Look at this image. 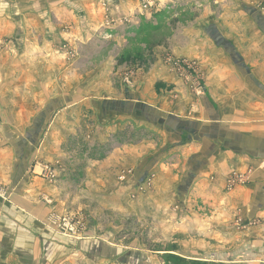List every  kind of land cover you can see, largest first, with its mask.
Wrapping results in <instances>:
<instances>
[{"label":"rangeland","instance_id":"374dc122","mask_svg":"<svg viewBox=\"0 0 264 264\" xmlns=\"http://www.w3.org/2000/svg\"><path fill=\"white\" fill-rule=\"evenodd\" d=\"M12 1L0 0V12L18 10ZM26 1H34L36 9L42 5L36 0ZM49 1L40 11L46 12L48 25L44 28L52 31L48 20L52 17V0ZM101 1L106 6L104 17L91 26L77 8L71 10L67 8L71 5L65 4L74 21L70 38H64L54 48L51 66L57 63V69H30L33 75L36 72L45 78L51 74L54 85L59 87L58 95L69 96V100L59 98L60 104L51 100L49 104L55 106L51 111L43 105V114L27 122L33 123L28 132L22 128L15 132L32 143L44 138V148L34 155L29 168L31 173L34 170V177L55 185L57 190L58 200L43 199L52 209L44 222L45 230L74 243L97 237L125 248L124 255L134 249L143 253L121 260L110 259L112 251L99 249L96 256L90 253L100 264H163L167 254L192 263L264 264V184L256 185L252 179L253 173L264 169V161L245 171L226 173L224 194L217 208L213 213H203L199 205V210L192 212L198 215V221H193L191 214L184 217L180 197L175 196L173 208L181 212L172 213L176 220L171 222L173 226L166 227L164 222L157 226L144 208L134 213L106 209L100 193L90 194L87 186L89 182L98 186L100 172L110 171L122 185L123 193L118 199L125 208L136 201L139 205L147 204L153 176L149 173L140 180L137 190L133 187L134 179H138L136 171L126 167L124 161V166L116 161L136 157L143 159V167L162 164L166 156H172V163L184 161L185 126L180 124L179 117L166 121L155 109L165 102L174 107L202 97L213 63L217 74L225 73L228 68L221 66L228 59L236 76L261 92L246 74L252 63L263 58L251 47L264 50V29L259 30L264 20V0H170L166 4L162 1L150 16L141 14L138 0H121L135 3L123 24H116L121 18L116 15L123 11L115 3L120 0ZM248 18L251 32L245 27L244 20L247 23ZM24 119L11 117L18 124ZM8 122L10 116L0 115L1 124ZM8 132L1 131L0 136ZM23 154L19 153L20 158ZM41 154L49 158L43 159ZM43 167L55 176L53 181L40 175ZM6 197L0 187V199ZM182 217L184 221L180 223ZM63 219L70 231L63 228ZM25 247L30 249V244ZM36 247L38 264H53L52 260L63 256L56 246H44L43 240L37 239ZM212 254L216 261L211 260ZM99 256L109 259L96 261Z\"/></svg>","mask_w":264,"mask_h":264},{"label":"crops","instance_id":"0c3cea01","mask_svg":"<svg viewBox=\"0 0 264 264\" xmlns=\"http://www.w3.org/2000/svg\"><path fill=\"white\" fill-rule=\"evenodd\" d=\"M3 1L5 3V0ZM156 1L166 4L170 0ZM12 2L18 10L0 12V115L10 116V122L0 123V132L9 131V134L0 136L3 137L0 138V187L7 195L6 199H0V264H38L37 239L39 242L43 240L44 246L54 245L63 253L62 257L52 260L53 264H91L87 261L100 264L89 255L91 253L96 256L99 249L112 251L113 254L109 258L113 260H121L120 258L132 254L142 256L143 253L138 249L130 250L124 255L125 248L113 246L97 237L89 236L74 243L51 236L45 230L44 222L52 209L43 199L58 200L57 190L55 185L34 177V170L33 173L30 171L34 155L44 148V138L32 143L15 134L21 128L24 132L32 128L33 123L27 122H30L32 117L38 118L43 114V105L50 109L55 108L53 104H49L51 100L59 101V104V98L69 100L67 95H58L59 87L54 85L55 79L50 77L51 74L45 78L38 76L36 72L35 75L30 73L33 67H41L44 72L50 67L57 69V63L51 66V61L55 60L52 58L56 53L54 48L64 38H70L74 21L65 9V4L71 5L67 7L71 10L73 7L77 8L91 26V23L99 22L104 17L105 3L101 0H52V17L48 20H51L50 26L53 30L47 31V28H44L48 25L46 12L40 10H44L45 4L51 1L36 0L35 3L42 4L37 9L34 1ZM115 3L123 10L116 15L121 16L117 23H120L119 19H123L125 23L135 3H125L121 0ZM29 4L34 6L30 7ZM60 14L65 15V18ZM244 22L251 32L250 18L247 23L246 19ZM261 22L260 31L264 29V20ZM251 48L263 54V58L252 63L251 71L246 75L248 80L253 81L251 84L261 92L245 85L246 82L236 76L229 60L225 59L223 63H219L225 64L221 67L228 68V71L221 74H217L218 71L214 70L212 62L209 75L205 78L207 88L202 97L194 99L195 102L193 100L188 104V101H185L174 107L165 102L163 107L155 109L157 114L164 115L166 121L167 118L179 117L180 124L185 126L183 129L187 132L184 140L187 144L182 154L183 162L172 163V156L163 158L162 164L154 166L152 163L146 167H143V159L136 157L127 160L128 162L116 161L119 165L124 166L125 163L126 167L136 171L135 175L139 180L134 179L133 187L137 190L141 185L140 180L149 176V173L153 176V187L146 196L149 197L147 204L139 205L136 201L125 208L122 205L124 203L118 199L123 193L122 185L116 182L115 173L106 170L97 176L101 181L98 186L87 183L90 194L93 191L99 192L105 208L116 212L126 209L134 213L144 208L147 216L153 219L157 226L164 222L163 227L173 226L171 222L176 220L177 216L174 214L177 210L185 213L184 217L191 214L193 221H198V215H193L192 212L199 210V205L202 206L203 213H213L224 194V175L231 171H245L251 166L257 167L264 161V50L254 46ZM244 64L247 65L246 62ZM206 67L209 68L207 62ZM16 116H24L26 119L20 124L13 123L11 117ZM194 134L196 138L193 140ZM20 152L24 153L22 158L19 156ZM6 157L11 160H5ZM41 158L49 157L44 154ZM179 173L181 178L178 177ZM88 177L90 178V173ZM252 179L256 185L264 184V169L253 173ZM175 196L180 197L181 211L179 208H173L177 200ZM184 217L180 218V223L184 221ZM28 244L30 249L25 247ZM109 258L99 256L96 261ZM41 262L43 264V261Z\"/></svg>","mask_w":264,"mask_h":264},{"label":"built area","instance_id":"2783aa9c","mask_svg":"<svg viewBox=\"0 0 264 264\" xmlns=\"http://www.w3.org/2000/svg\"><path fill=\"white\" fill-rule=\"evenodd\" d=\"M138 2H139L141 14H152L153 12H155L157 10V1L156 0H138ZM106 23H107V25L110 24L109 21H107ZM123 23H124V20L121 19L120 24H123ZM116 24H118L117 20H116ZM40 171L42 172L40 175L43 178H45L46 180H49V181L54 180L55 176H53V174L50 171L45 169V167H43ZM238 176L240 178L243 177L241 175H238ZM62 222L65 224V225H63V228H68V230L70 231L71 228L69 227L68 222L65 219H63Z\"/></svg>","mask_w":264,"mask_h":264},{"label":"trees","instance_id":"16d2710c","mask_svg":"<svg viewBox=\"0 0 264 264\" xmlns=\"http://www.w3.org/2000/svg\"><path fill=\"white\" fill-rule=\"evenodd\" d=\"M154 15L156 16V15H158V13L154 14ZM163 264H203V263H192V262L186 261L182 257L176 256V255H172V254H167L164 257ZM213 264H216V263H213Z\"/></svg>","mask_w":264,"mask_h":264},{"label":"water","instance_id":"95a60500","mask_svg":"<svg viewBox=\"0 0 264 264\" xmlns=\"http://www.w3.org/2000/svg\"><path fill=\"white\" fill-rule=\"evenodd\" d=\"M211 260H212V261H216V260H217V257H216L215 254H212V255H211Z\"/></svg>","mask_w":264,"mask_h":264}]
</instances>
